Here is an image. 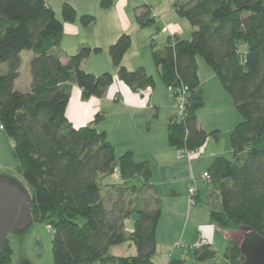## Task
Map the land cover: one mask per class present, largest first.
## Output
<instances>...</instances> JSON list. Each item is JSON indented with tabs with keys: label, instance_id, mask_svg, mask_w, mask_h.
Instances as JSON below:
<instances>
[{
	"label": "trees",
	"instance_id": "obj_1",
	"mask_svg": "<svg viewBox=\"0 0 264 264\" xmlns=\"http://www.w3.org/2000/svg\"><path fill=\"white\" fill-rule=\"evenodd\" d=\"M113 0H100L107 8ZM179 17L191 26L190 39L168 37L162 48L151 42V57L166 87L188 88L184 115H170L167 139L174 148L195 150L210 135L196 115L203 105L197 72L201 57L231 97L240 116L229 136L231 158L217 156L207 172L212 197L209 221L223 230H253L264 237V0H171ZM140 28L155 22L151 7L136 9ZM77 12L61 6V19L47 0H0V126L12 142L18 171L32 196V213L51 222L52 264H154L160 197L147 161L136 162L130 151L117 156L97 114L85 126L74 127L65 115L70 83L81 98L103 97L114 80L109 71L94 74L82 62L101 48L80 45L61 60L63 22ZM83 27L95 16L78 17ZM131 45L120 34L108 55L116 77L130 89H152L145 68L126 67L122 60ZM31 51L30 88L14 86L20 53ZM117 182L103 180L113 176ZM140 179V184L134 178ZM133 244L136 253L116 256L112 246ZM5 243L0 264H9ZM195 262L216 264L217 250L208 242L186 249ZM225 264H243L238 240H229ZM169 264H186L172 259Z\"/></svg>",
	"mask_w": 264,
	"mask_h": 264
},
{
	"label": "crops",
	"instance_id": "obj_2",
	"mask_svg": "<svg viewBox=\"0 0 264 264\" xmlns=\"http://www.w3.org/2000/svg\"><path fill=\"white\" fill-rule=\"evenodd\" d=\"M50 1H54L56 5ZM47 3L52 6L59 19L61 15L58 17L57 12L61 13L63 3H70L77 12L76 20L63 22V35L59 44L61 60L64 62L66 56L73 54L80 45L88 44L101 48V52L88 56L81 64L82 69L94 74L105 71L114 74L113 82L105 95L100 98L82 99L80 88L70 83V96L65 115L72 126L77 128L90 124L97 114H102V119L97 126L106 131L116 155L130 151L136 162L147 161L149 163L152 171L151 181L156 186L161 204L156 227V252L152 257L154 264H169L172 259H185L186 254L189 253L176 245L178 239L179 243L181 240L187 244L186 246L203 240L215 248L216 239L220 235L219 231L223 229L209 221L211 199L208 201L207 216L203 217L200 212L198 203L202 198V186H205L210 195V187L202 180L201 174L208 170L215 157H227L231 154L229 136L240 120L231 97L224 91L215 73L211 68L207 70L197 61L203 105L197 109L196 115L200 126L206 131H215L216 135H210L204 145L198 148L197 153L189 158L178 156L176 148L170 146L167 139V125L174 98L162 83L158 68L152 65L154 62L151 49H149L151 62L147 59L145 49L140 50L139 47L132 55L126 51L122 60L129 69L142 66L149 75L156 71L155 74L162 86L158 88V91L155 86L150 92L147 88L144 90L145 93L141 94L139 91L130 89L116 77L115 68L107 52L109 47L107 43L100 45L96 43L97 36L103 38V42H109V40L117 39L124 32L132 35L142 29L138 26L135 16L139 6L130 0H124L120 4L118 2L115 4L113 0L107 8L100 7V0H47ZM150 4L147 5L151 7L152 12L153 5ZM82 14H94L95 18L101 17L107 21L103 23L100 31L96 30V20L93 25L83 27L78 19ZM174 21H176L174 25L169 22L165 25L169 37L177 35L188 39L185 35H181L183 33L178 26L179 20ZM182 25L185 28L184 32L190 31L191 26L185 23ZM136 36L133 42L139 39L141 47L148 44L144 34ZM133 42L131 39V43ZM31 57V51L25 50L20 53L19 75L14 83L17 89L26 91L30 88L29 63ZM4 70L5 65H0V72ZM22 74L27 75L24 87L21 83ZM147 92L149 94L145 95ZM159 108H164L165 116L168 117L165 127L163 119L161 122L151 120V117L157 115ZM0 133H5L1 126ZM134 179L140 184L138 177ZM191 184L196 188L194 205L190 204L188 196V188Z\"/></svg>",
	"mask_w": 264,
	"mask_h": 264
},
{
	"label": "rangeland",
	"instance_id": "obj_3",
	"mask_svg": "<svg viewBox=\"0 0 264 264\" xmlns=\"http://www.w3.org/2000/svg\"><path fill=\"white\" fill-rule=\"evenodd\" d=\"M124 0H114V3L120 4V2H123ZM133 1L136 3V6H141L142 4H150L152 8V13L155 16V22L148 27L142 28L137 33H133L132 35L130 33L128 34L133 42V39L137 37L136 35L144 34L146 36V40L148 41V44L146 46L141 47L139 44V39L137 42L134 40L133 43H131V46L128 48L127 53L132 55L136 53L138 47L140 50L143 48L145 49V53L147 56V59L151 62V57L149 55V49H151V41H153L156 48H162L167 43V39L169 37V34L166 33V24L171 23L175 24L176 21L179 20L178 26L181 28L182 33L181 35H185L188 39H190L191 35V29L188 32H184V26L182 24H188L190 27V24L187 19L183 17H179L174 12V6L171 0H130V2ZM147 1V2H145ZM53 5H56L54 1H50ZM103 13H101L102 15ZM57 15H61V13L58 11ZM94 15V14H91ZM107 19H102L101 17L96 18V30L100 31L102 30V25L104 22H106ZM136 34V35H135ZM140 38V37H139ZM114 40H109V42H103V38L97 36L96 37V43L97 45H100L101 43H107V46L115 42ZM106 45V44H105ZM91 46V45H90ZM108 52V50H107ZM75 53V52H74ZM197 61L202 64L207 70H210V67L206 65L204 60L201 57H197ZM154 63H152L153 65ZM155 65V64H154ZM156 73V71H155ZM154 72L152 73V77L155 81V88L158 91L161 85V81L158 79L157 74ZM27 75L22 74L21 77V83L24 87L25 78ZM167 88V87H166ZM147 89V88H145ZM151 89L148 88V91L150 92ZM163 90H165V87H163ZM167 90V89H166ZM149 92H147L145 95H148ZM172 108L170 110L171 115ZM166 112L164 111V108H159L158 113L156 116L151 117L152 122L155 120L157 122H161L163 119L164 127L166 124L167 116ZM211 132V131H208ZM231 154L227 156L228 158H231ZM0 178H7V179H13L23 185L27 190H29L27 183L23 179L22 175L18 171V162L14 158L12 153V143L11 140L5 135V133H0ZM104 182L108 183H114L117 182L116 178L113 176H108L104 180ZM204 183V182H203ZM205 184V183H204ZM192 185V184H191ZM202 198L199 201L198 207L200 208V212L203 215V217H206L208 214V201L212 199L210 195H208V192L205 188V186H202ZM220 230V229H218ZM51 222L49 218H41L40 215L37 213H32V218L27 224L21 226L16 231H14L11 235H9L8 240L6 241V244L10 248L9 250V264H52L53 263V253H52V242H51ZM220 235L216 239L215 242V249L217 250V256L215 258L216 264H225L224 260V251L225 247L228 244V241L230 239L232 240H238L240 241L242 239V233L241 230H220ZM179 243V239L177 240V244L186 246L187 244L182 242ZM190 245V244H189ZM191 246V245H190ZM187 248V246H186ZM162 251V250H161ZM109 253L116 255V256H131L136 253L135 246L133 244H119L112 246L109 249ZM186 264H207L205 262H195L191 254H186L185 256ZM158 263V262H157ZM92 264H101L99 261L94 262Z\"/></svg>",
	"mask_w": 264,
	"mask_h": 264
},
{
	"label": "water",
	"instance_id": "obj_4",
	"mask_svg": "<svg viewBox=\"0 0 264 264\" xmlns=\"http://www.w3.org/2000/svg\"><path fill=\"white\" fill-rule=\"evenodd\" d=\"M31 203L30 190L13 179L0 178V254L9 235L31 220ZM241 233L243 264H264V237L248 229Z\"/></svg>",
	"mask_w": 264,
	"mask_h": 264
},
{
	"label": "built area",
	"instance_id": "obj_5",
	"mask_svg": "<svg viewBox=\"0 0 264 264\" xmlns=\"http://www.w3.org/2000/svg\"><path fill=\"white\" fill-rule=\"evenodd\" d=\"M145 89H141L139 90V92L141 94H144ZM167 90L173 95L174 98V103L172 106V111H171V116L176 118V119H180L183 115H184V111H185V105H186V101H187V92H188V88L185 86H181L178 88H173V87H167ZM177 154L178 156L181 157H185V158H189L191 155L197 153L198 149L195 150H188L186 148H177ZM201 178L204 182L208 183L210 180V175L207 171H204L201 174ZM196 188L194 185H190L188 188V196H189V202L191 205H194L196 203ZM205 241L203 240H199L197 243L191 245V246H184V245H180L179 243L176 244L178 247L182 248L184 251H186V249H193L195 247H198L201 243H203Z\"/></svg>",
	"mask_w": 264,
	"mask_h": 264
}]
</instances>
